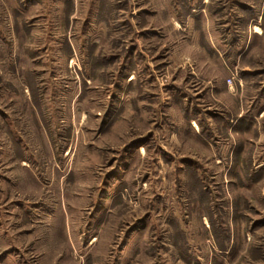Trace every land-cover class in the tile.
<instances>
[{"label": "rangeland", "instance_id": "1", "mask_svg": "<svg viewBox=\"0 0 264 264\" xmlns=\"http://www.w3.org/2000/svg\"><path fill=\"white\" fill-rule=\"evenodd\" d=\"M0 264H264V0H0Z\"/></svg>", "mask_w": 264, "mask_h": 264}, {"label": "bare ground", "instance_id": "2", "mask_svg": "<svg viewBox=\"0 0 264 264\" xmlns=\"http://www.w3.org/2000/svg\"><path fill=\"white\" fill-rule=\"evenodd\" d=\"M255 28V27H254ZM257 29V28H256ZM142 149V148H141Z\"/></svg>", "mask_w": 264, "mask_h": 264}]
</instances>
